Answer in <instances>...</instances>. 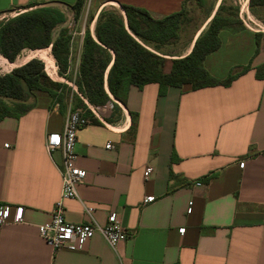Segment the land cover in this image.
<instances>
[{
	"label": "crops",
	"instance_id": "crops-1",
	"mask_svg": "<svg viewBox=\"0 0 264 264\" xmlns=\"http://www.w3.org/2000/svg\"><path fill=\"white\" fill-rule=\"evenodd\" d=\"M75 1L0 0V19ZM198 1H212L211 7L192 24L184 50L163 51L165 58H175L190 52L227 0H91L89 5L94 23L110 3L161 19ZM231 1L241 24L220 30V46L203 67L217 79L249 65L246 72L228 86L168 87L163 95L153 83L130 87L125 105L116 101L122 105L115 104L109 120L77 131L75 164L85 178L77 196L63 202L64 217L74 224L105 225L114 212L131 234L115 251L95 234L79 251L53 252L38 234L61 189V156L46 152L45 136L62 131L67 113L42 104L0 121V202L23 208L22 222L0 228V264H264V79L256 77L264 64L259 19L264 7L252 12L249 0ZM72 33L76 62L83 36ZM146 168L151 171L145 177ZM148 196L153 201L144 204Z\"/></svg>",
	"mask_w": 264,
	"mask_h": 264
},
{
	"label": "trees",
	"instance_id": "trees-1",
	"mask_svg": "<svg viewBox=\"0 0 264 264\" xmlns=\"http://www.w3.org/2000/svg\"><path fill=\"white\" fill-rule=\"evenodd\" d=\"M84 3L85 0H76L70 6L77 19ZM120 7L126 25L122 15L102 9L95 21L94 37L86 30L82 39L76 85L91 105H104L109 101V95L125 105L130 87L141 89L150 83L158 86L159 95H163L168 87L188 86L191 90H198L228 86L249 69V65L236 67L226 78L217 79L203 67L205 57L220 46V30L236 29L241 24L233 8L219 6L186 56L165 58L163 49L177 41L180 27L188 21L185 4L180 11L161 19H153L140 8ZM255 7H264V0H249V10L253 12ZM225 11L227 13L223 15ZM60 22L56 12L48 8L17 12L0 19L2 61L12 65L24 50L41 56L50 49L59 75L64 76L69 63L71 34L63 29L53 36V30ZM258 43L256 41L257 46ZM41 57L42 61L28 57L22 63L16 59L14 65H22L0 75V121L6 117L18 118L29 111L31 107L25 103L31 93L51 94V88L59 85L50 81L45 73L46 59L50 63V58L47 55ZM256 77L264 79V64L256 69ZM85 114H91L87 107ZM92 122L99 123L97 119Z\"/></svg>",
	"mask_w": 264,
	"mask_h": 264
},
{
	"label": "built area",
	"instance_id": "built-area-1",
	"mask_svg": "<svg viewBox=\"0 0 264 264\" xmlns=\"http://www.w3.org/2000/svg\"><path fill=\"white\" fill-rule=\"evenodd\" d=\"M89 0H85L84 7L89 6ZM83 36L84 29L78 33ZM69 49L68 62H71L72 56V36ZM79 57L76 59V64L79 63ZM111 102H114L109 95ZM110 100L102 106H95L88 103L84 98L83 101L91 113L89 116L82 110L68 111L63 122V128L60 133L51 132L45 136V150L51 155L55 151H59L61 156V165L58 167V172L61 178L60 194L56 202L53 204L50 212V220L44 224L37 226L38 234L50 246L53 252L57 250L79 251L84 244L92 238L95 234L100 235L106 244L112 249L116 250L120 242L128 239L131 234H128L121 224L118 222L117 215L112 212L107 216V223L105 225H98L93 222L89 223H70L64 217L63 202L67 199L75 198L77 196L76 188L82 184L85 178L84 170L78 168L75 164L76 153V138L77 131L90 124L92 119L103 121L100 114L109 111ZM106 149H110L111 145H105ZM239 167L243 166V162H239ZM151 169L146 168L144 176L150 173ZM195 186H199L200 182H195ZM153 201L152 196L145 197L144 204ZM85 211L89 214L92 208H86ZM187 211H190V203ZM23 220V208L21 206H11L7 203L0 202V228L9 222L20 223ZM180 233L183 229L178 230Z\"/></svg>",
	"mask_w": 264,
	"mask_h": 264
},
{
	"label": "rangeland",
	"instance_id": "rangeland-1",
	"mask_svg": "<svg viewBox=\"0 0 264 264\" xmlns=\"http://www.w3.org/2000/svg\"><path fill=\"white\" fill-rule=\"evenodd\" d=\"M227 2L225 3L226 5L224 6V8L225 9L232 8L233 6L232 1L227 0ZM89 3H91V0H89ZM211 3L212 1H201V2L198 1V4L194 8L185 7L188 21L184 22V24L180 27L179 32H178L177 41L171 44L170 46L165 47L163 50L165 51L170 50L175 53H177L176 51L179 52V51L184 50L183 45L184 43H186L187 38L190 36V32H191L190 28L192 24L194 25V22L200 19V13L204 14L208 11V9H210ZM36 8L51 9L52 11L56 12L57 16L61 19V22L53 30V36H56L63 29L68 30L70 34H72V31H80L84 29V34H85L86 30H89L91 28L90 26L92 25H93L92 29L94 33L95 22L92 23L93 18H94V11L91 10L90 5L87 8L83 7V10L78 19H77V15L75 14L74 9H71L68 6H65L59 3H52L49 5L39 6V7L31 8V9H36ZM119 9H121L120 5L118 4L114 5L112 3L108 4L106 7L103 8V10L105 11L120 14ZM16 13H17L16 11H13L9 14V16L10 17L14 16L16 15ZM226 13L227 11H225L223 15H225ZM259 19L262 21V23H264V16H259ZM73 50H72L71 62L68 63V69L66 70L64 76L59 75V69L55 63L54 58L51 55L50 49L44 54L50 58V63L47 62L46 63L47 67L44 66L45 73L50 79V81H52L54 84H59V85L51 88L52 90L51 94H48L46 92L31 93L28 96L27 101L25 103L27 104V106L34 107L36 105L48 104L50 105L51 108H56L57 110L65 111L66 113H68V111L77 110V109L82 110V111L86 110V105L83 101L84 97L81 95V93L78 90V86L76 85L78 65L74 61L75 51L73 52ZM29 51L30 50L22 51L19 54V56L16 57V59H19L20 63H22L28 57L36 58L42 61L41 56H44V55L40 56L33 52L29 53ZM47 60L48 59H46V61ZM14 61L12 65H8L5 62L0 63V75L7 74L13 68H15V66L21 65V64L14 65ZM114 107H115V102H111L108 108L109 111H107L106 113L100 114V117L103 121L109 120L112 113H114Z\"/></svg>",
	"mask_w": 264,
	"mask_h": 264
},
{
	"label": "bare ground",
	"instance_id": "bare-ground-1",
	"mask_svg": "<svg viewBox=\"0 0 264 264\" xmlns=\"http://www.w3.org/2000/svg\"><path fill=\"white\" fill-rule=\"evenodd\" d=\"M245 2H246V1H245ZM119 11H120L121 14H123V11H122L121 9H119ZM244 11H245V10H244ZM191 46H192V43H191V45L187 48V53L190 51ZM41 58H42V57H41ZM0 63H3V61H2L1 59H0ZM46 63H47V61H46ZM45 65H46V64H45ZM47 65H48V64H47ZM46 67H47V66H46ZM114 102H115V104H117V105H119V106L121 105V104L117 103L118 101L116 102V100H115Z\"/></svg>",
	"mask_w": 264,
	"mask_h": 264
},
{
	"label": "water",
	"instance_id": "water-1",
	"mask_svg": "<svg viewBox=\"0 0 264 264\" xmlns=\"http://www.w3.org/2000/svg\"><path fill=\"white\" fill-rule=\"evenodd\" d=\"M125 25H126V23H125ZM31 59H32V58H31ZM23 64H24V63H23ZM21 65H22V64H21ZM21 65H18V66H21ZM18 66H15V67H18ZM111 97H112V96H111ZM112 99L118 101L117 99H115V98H113V97H112ZM118 102H119V101H118ZM121 105H122V104H121Z\"/></svg>",
	"mask_w": 264,
	"mask_h": 264
}]
</instances>
